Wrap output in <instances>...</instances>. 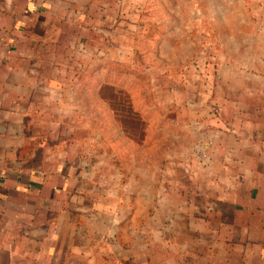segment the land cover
<instances>
[{
  "label": "crops",
  "instance_id": "1",
  "mask_svg": "<svg viewBox=\"0 0 264 264\" xmlns=\"http://www.w3.org/2000/svg\"><path fill=\"white\" fill-rule=\"evenodd\" d=\"M257 1L248 40L213 74L216 119L191 125L206 152L204 186H185L183 207L163 222L154 217L147 229L143 215L118 213L114 229L107 200L82 205L80 142L49 134L71 126L59 102L65 73L52 65L57 50L80 48L90 37L82 20L96 13L80 0H0V264H264V0ZM201 89L200 108L208 100Z\"/></svg>",
  "mask_w": 264,
  "mask_h": 264
},
{
  "label": "rangeland",
  "instance_id": "2",
  "mask_svg": "<svg viewBox=\"0 0 264 264\" xmlns=\"http://www.w3.org/2000/svg\"><path fill=\"white\" fill-rule=\"evenodd\" d=\"M80 1L96 13L81 23L90 37L80 48L58 49L52 63L65 73L59 102L71 126L49 127V134L80 142L83 206L107 200L102 209L112 206L114 229L118 213L143 215L148 229L154 217L163 222L172 207H183L185 186L207 181L200 170L206 158L198 155L205 150L191 125L216 119L213 74L223 55L232 59L237 42L248 40L251 9L262 3Z\"/></svg>",
  "mask_w": 264,
  "mask_h": 264
},
{
  "label": "built area",
  "instance_id": "3",
  "mask_svg": "<svg viewBox=\"0 0 264 264\" xmlns=\"http://www.w3.org/2000/svg\"><path fill=\"white\" fill-rule=\"evenodd\" d=\"M198 155H199L200 157L204 158V157L206 156V153H205V151L199 150Z\"/></svg>",
  "mask_w": 264,
  "mask_h": 264
}]
</instances>
